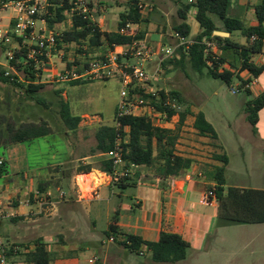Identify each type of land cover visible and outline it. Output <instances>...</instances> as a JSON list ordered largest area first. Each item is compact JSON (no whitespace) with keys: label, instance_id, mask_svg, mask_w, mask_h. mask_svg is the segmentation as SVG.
Returning a JSON list of instances; mask_svg holds the SVG:
<instances>
[{"label":"crops","instance_id":"1","mask_svg":"<svg viewBox=\"0 0 264 264\" xmlns=\"http://www.w3.org/2000/svg\"><path fill=\"white\" fill-rule=\"evenodd\" d=\"M121 1L125 2L121 3ZM88 2L94 8L96 3L101 4L100 11L98 10L101 15L99 21H96L91 14V20L101 31H115L120 14L127 11L130 3L129 0H115L116 4H124L125 8L118 13L115 27L109 28V19L102 17V13L107 8L104 0H88ZM180 3L181 1H177L175 5L173 2L166 3V5L161 4V8L165 10L163 22L158 20L159 7L154 8V5L150 4L147 14H142V19L133 24L132 28L137 33H141L142 39L145 41L146 29H142L139 24L151 17L155 18L158 21H156L151 37L157 39L158 46L154 48L162 45L159 41L162 42L163 35L166 34L170 37L168 44H174L173 27L182 21L178 16ZM248 14L250 15L244 19L248 24H255L254 13ZM185 22L187 23L186 19ZM216 25L221 27V24L216 23ZM187 37L192 39L194 36L189 37L188 35ZM99 48L101 49L98 51L101 53L100 55L106 54L111 49L107 44H103ZM224 53L228 55L227 58L231 59L233 54L231 49H226ZM255 54H257L258 61L253 60ZM251 60L255 64L261 65L263 69L257 76V82L249 98L264 94V53H253ZM155 63V60L149 61L147 68L151 69ZM65 65L67 64H65L62 54H55L50 63L42 68L38 78V83L42 84V87L38 89V99L44 102V104H38L44 108L40 109L38 106V122L34 124H43L47 127L48 132L34 139L19 142L9 141L7 143L6 139H0V155L5 160L6 169L29 168L26 157L28 144L35 142L38 152V165L33 167L38 169V182L34 189H29L28 194L23 192V182L22 184L12 182L13 188L9 193L7 190H10L12 183L6 182L0 189V195H3L0 196V207L5 213L10 214L9 217L0 220L2 240L9 246L17 245L18 242L26 240V238L16 240L14 237L16 232L21 231L28 234L35 231L38 233V237L34 241H26L25 247L27 250H32L37 240L43 242L47 250L52 253L50 264H241L243 260H240L241 258L236 256L233 251L229 253L228 243L225 245L223 242L229 239L228 236H224V229L229 225H237L238 228H233V232L237 229L239 233L251 237L252 240H259L264 238V222H229L219 217L216 199L210 205L203 204L201 200L204 192L215 184L207 177V171L214 166L222 165V161L216 159L215 155H225L227 162L224 165V176L227 186L262 190L264 187H241L227 182L225 174L230 169L232 162L228 147L229 141L222 138L208 116L201 110L190 106L191 113L186 116L185 120L188 119L191 130L197 134V139L201 144L192 143L190 147L183 148L179 147V136L176 140L174 153L193 160L189 169L172 175L165 174L157 162L149 165H136L130 168L128 179L123 182V186L119 187L113 183L109 174L101 170V157L105 158L106 155L96 149L95 132L93 134L95 144L88 151L82 148L77 150L85 142L86 136L81 134L80 129L88 118L87 114H75L69 105L71 113L80 116L76 129L69 128L60 116L61 103L65 101L69 104L66 89L62 85H78L85 82L72 83V81L57 79V73ZM42 94L58 98L59 108L55 116L52 117L51 113L45 109L52 103V99L44 98L45 95L41 97ZM115 109L116 105L113 108L112 123L106 125L113 124ZM198 111H201L205 119L212 125L216 132V138L199 135L193 128V114ZM243 117L247 121L245 107ZM91 118H93L92 121H100L96 115ZM247 123L249 124V130L246 133L247 150L240 147V160L242 162L251 161L253 164L257 161L264 163V105L258 110L255 131L252 130L248 121ZM24 124H29V122L20 124L18 127ZM17 128L11 130L14 131ZM227 136L231 139L229 133ZM232 137L235 142L239 141L237 136ZM23 146L25 149L23 157L19 155L18 160L16 150ZM18 161L19 164H17ZM96 162H99V165H95ZM253 164L251 167L255 166ZM87 167H89V171L84 170ZM39 170H46V173H40ZM91 170L101 174L103 180L85 192L81 189L79 178ZM100 186L107 187L110 192V197L105 204L93 202L98 198ZM128 189H131V192L125 194ZM36 192L39 196L36 195ZM115 195L116 201L113 203L111 197ZM40 198L47 201L42 209L38 204ZM114 214H116L119 231L138 235L144 240L156 241L162 231L180 234L189 243L186 257L176 262H155L150 257L144 261L137 260L132 252L116 239L112 241L108 239L106 231ZM100 218L104 220V226L97 229V222ZM49 231L54 233L51 237L46 235ZM140 255H149V252L143 248V253ZM90 257L97 259L94 263H89ZM17 258L21 264H31L24 261L20 257L19 251L14 249L7 257V263L10 264L13 259Z\"/></svg>","mask_w":264,"mask_h":264},{"label":"trees","instance_id":"2","mask_svg":"<svg viewBox=\"0 0 264 264\" xmlns=\"http://www.w3.org/2000/svg\"><path fill=\"white\" fill-rule=\"evenodd\" d=\"M132 0L129 3L125 13H121L117 29L115 31H101L99 27L91 20V16L83 18L82 15L71 12V27L68 30L59 32L57 37V45L68 44L74 42L78 45L83 41H87L90 47L99 48L103 44H107L110 48L113 45H123L130 43L133 39H141V33L136 30L121 32V29L127 22L131 25L138 23L142 19V9L138 7L139 3ZM178 8V16L182 21L174 25L173 29L178 31L182 36L187 37L190 32V26L185 22L186 14L191 8L195 9L194 17L197 20L200 30L192 38L194 41L188 47L179 46L173 57L162 62H172L175 66L181 65L184 61H188L192 68L198 71L206 69V73L213 77L222 78L228 84L234 79L238 87L244 83L239 72L247 70L250 75L257 77L262 71L261 65L255 64L251 60L253 53H264V0H260L253 5V13L256 20L255 24H248L243 18L231 16L228 14L230 0H193L191 2L180 0ZM52 6L49 7L50 13L45 15V19L49 27L53 28L56 22L65 19V11H70L71 4L68 0H49ZM215 15L221 22L218 27L213 19ZM214 30H222L228 32L229 36H219L213 33ZM238 30L245 38L244 43L233 41L230 36L233 31ZM133 32V35L130 34ZM252 36H255L252 39ZM213 40L216 43V52L206 54L204 40ZM226 49L232 50L231 59L224 53ZM25 49H17L14 52V65L16 70L26 72V85L21 80L15 78L11 80L19 88L33 97V93L42 87V84L35 83V75L33 70H27L23 64L25 57ZM216 54L217 58H212ZM101 56V55H100ZM98 57V56H97ZM77 59L74 64L77 63ZM209 61V64L207 63ZM32 64V60H30ZM227 64L228 66H223ZM69 64H67L68 66ZM30 66V65H29ZM1 80L10 81L3 76L0 69ZM39 78V76H38ZM74 80L72 83H78ZM245 92L250 95L251 91L246 89ZM159 98L154 99L151 95L143 94V97L151 100L157 109L161 108V101L169 95L180 104L182 97L179 91L158 89ZM37 103L44 104L43 101L35 98ZM182 105V104H181ZM264 105V94H258L249 98L245 103L246 120L250 123L252 130L255 131L258 110ZM183 107V106H182ZM173 111H169L172 114ZM189 107H183L179 112V119L173 129L161 128L154 126L147 116L125 115L118 119L119 127L112 125H100L95 130L96 149L101 153H106L112 149L116 138H121V153L125 162V166L149 165L157 162L163 169L165 174L177 175L190 168L193 160L189 157L179 156L174 153L175 143L179 136L180 127L186 116L190 114ZM115 114V113H114ZM60 116L64 123L71 129H76L80 121V116L73 115L70 106L66 102L61 103ZM193 128L199 135L216 138V132L212 125L205 119L204 114L198 111L193 114ZM48 132L47 127L43 124L34 123L24 124L12 131L9 135L10 141L19 142L27 139H34ZM264 153V150H263ZM216 159L222 161V165L214 166L207 171V177L214 181V185L208 189L214 192L217 201V212L219 217L229 222H264V190L256 188H239L235 186H227L224 176V165L227 162L225 155H215ZM89 171V167L84 169ZM101 170L112 177L114 184L119 187L123 186V182L128 179V175H117L114 172L112 161L107 157L101 160ZM6 171L5 162L0 166V174ZM106 234L116 239L121 245L130 251L143 253V248L149 252V257L155 262H176L186 257L189 243L178 233L162 231L158 240L148 241L140 236L130 233H122L117 229V218L114 214L108 225ZM13 247L10 246L6 251L8 257ZM18 251V250H16ZM20 252V251H19ZM24 261L31 264H50L52 253L47 250L45 244L36 241L32 250H26L23 253Z\"/></svg>","mask_w":264,"mask_h":264},{"label":"rangeland","instance_id":"3","mask_svg":"<svg viewBox=\"0 0 264 264\" xmlns=\"http://www.w3.org/2000/svg\"><path fill=\"white\" fill-rule=\"evenodd\" d=\"M130 1L132 0H129V2ZM177 1L180 0H136L135 3H142L147 6L153 4L154 8L159 7V14L157 15L159 17L158 20L163 22L165 10L161 8V4L166 5V3L169 4L173 2L175 5ZM259 1L260 0H230L228 14L241 19L245 17L247 18L250 15L248 13L253 12V5ZM124 2L125 1H121V3ZM104 3L107 8L102 13V17H107L110 21L109 28H113L115 27L114 24L118 19V13L124 10L125 5L116 4L115 0H104ZM100 5V3H96L94 8L93 5L91 6L88 2L90 15L92 14V17L94 16L96 21H99L101 16L99 15ZM147 11L146 7L142 10V14L146 15ZM194 11L195 9L191 8L186 18V21L190 26L189 37L195 36L199 31V24L194 17ZM71 14V11L66 10L65 19L60 22H56L53 25V28L58 32L68 30L71 27ZM212 17L216 23L221 24L220 20L215 15H212ZM158 20L151 17L149 20L139 24L142 29H146L145 42L149 43L152 47L158 46L156 44L157 39L151 37L156 26V21ZM4 22L7 21L5 20ZM231 39L238 43L245 41L244 36H242L238 30L232 32ZM169 40L170 37L166 34L163 35V40L162 42L159 41V43L162 45L168 44ZM99 50L101 49L90 47L87 41H83L80 45L74 42L68 44L61 43L59 47H55L53 53L54 55L58 53L62 54L65 64H69L68 67L81 71L87 66L90 59L100 56L101 53H98ZM256 55L257 54L253 55L254 61H258ZM76 59L78 61L74 64ZM0 60H4L3 54H0ZM155 65L151 69L147 68L148 71L153 72ZM26 68L27 70H30L29 67ZM26 75V72L23 70H17V74L14 76L26 85L28 83V81H26ZM34 75L36 77L34 82L37 83L38 71L37 74L34 73ZM79 81L84 82L83 80ZM235 83V79L231 84H228L222 78L208 75L205 68L201 72L195 70L187 60L178 66H175L172 62H167L163 65V67H161V70L148 81V85L154 89H163L168 92L170 90L179 91L182 97V106H192L194 109L204 112L222 138L229 141L228 147L230 148L232 162L230 169L225 174L229 184L239 185L241 187H264V163L257 161L253 164L251 161L248 162L246 160L245 162H242L240 160V147H243L245 151L247 150L246 133L249 130V124L244 120L243 113L245 102L249 99L251 94L248 95L244 90L232 92L231 86L235 85ZM62 86L66 89L67 100L72 111L75 114L86 113L88 116L80 129L81 134L86 136L85 142L81 145V147L77 148V150L82 148L83 150L88 151V149L95 144L93 134L96 128L103 124L112 123L113 108L119 99V79L114 76L104 80L96 79L94 81H85L84 83L78 85L65 84ZM40 96L52 99V103H50L48 108L45 109L51 113L52 117L55 116L56 111L59 108L58 98L51 95L49 97V94L48 96L47 94H42ZM35 98H38V90L33 93L32 97L31 95L25 93L23 88L16 86L11 80L4 81L1 80L0 77V139H6L5 141L8 143L10 141L9 135L11 134V131H13L11 130L12 128L15 129L23 123L38 122V106L40 109H43L44 107L41 104H38ZM93 115L98 116L100 121H92L93 118L91 117H93ZM228 133L231 135L232 141L228 138ZM232 136H237L236 138L239 141L235 142ZM179 137V147H190L192 143H197V145L201 144V142L197 139V134L191 130V125L188 122V119H186L181 125ZM26 148L27 164L29 168L20 169L17 167L15 169H6V172L0 174V189L6 182H18L19 184H22L23 182V192L27 194L29 189H34L36 187L38 182V169L33 167L38 165V152L35 142L28 144ZM45 148L47 149V147H44V149ZM24 151V146L17 148L16 157L18 160L19 155L20 157H23ZM102 159L103 157H101V160ZM17 164H19V161ZM251 164L255 166L251 167ZM95 165H99V162H96ZM45 171L46 170H39L40 173H46ZM76 171L79 170L76 169ZM86 173L88 172H85V174ZM79 182H81V179H79ZM13 183L10 190H7V193L12 191ZM81 186L84 188V185L81 184ZM82 187V190L85 192L88 191L86 187L84 189ZM91 188L92 187H90L89 190ZM130 190L131 189L126 190L125 194L131 192ZM108 197H110L109 189L107 187L100 186L98 198L93 202L105 204ZM124 198L126 199L127 197ZM115 201L116 195L111 197V202L114 203ZM102 207L104 206L102 205ZM102 226H104V220L100 218L97 222V229H101ZM236 226L237 225H229V227H226L227 229H224V236L229 237L227 241H223L225 245L228 243V252L231 253L233 251L236 253V256L241 258L240 260L244 261H241V264H264V238L252 240L251 237H248L243 233H239L237 229L233 232V228H238ZM37 234L38 233H35V231L28 234L20 231L19 233L16 232L14 234L16 240L26 238V240L24 239L16 245L18 246L17 250L20 251L19 255L21 258H23V253L27 250L25 247L26 241H34L38 237ZM53 234L54 233L52 231H49L46 235L51 237ZM131 252L134 258L139 261H144L146 258H149V255L143 256L135 251ZM10 264L21 263L17 258L16 260L13 259Z\"/></svg>","mask_w":264,"mask_h":264},{"label":"built area","instance_id":"4","mask_svg":"<svg viewBox=\"0 0 264 264\" xmlns=\"http://www.w3.org/2000/svg\"><path fill=\"white\" fill-rule=\"evenodd\" d=\"M191 2L193 0H185ZM71 4L70 11L76 12L86 18L90 15V10L87 0H68ZM52 4L49 0H0V54H3V61L0 60V69L3 76L14 80V75L17 70L12 61L14 52L17 49H25V57L23 64L40 76L42 68L50 63L53 50L57 45V37L59 32L54 28L49 27L45 19V15L50 13L49 7ZM142 10L150 5L138 4ZM8 12V13H5ZM91 16V15H90ZM7 22H4V21ZM133 30L132 25L127 22L121 29V32ZM133 35V32H130ZM172 37L175 39L174 44H163L157 48L152 47L147 42L141 39H133L128 44L113 45L106 53L98 57H94L88 61L87 66L77 71L67 65L57 73V79L60 81L73 80H104L116 76L120 82L119 99L116 104L114 114V124L119 127L118 119L125 115L147 116L154 126L161 128L173 129L178 122L179 112L182 110V105L174 98H170L168 94L161 101V108L157 109L155 105L143 97V94H148L159 98L158 89L151 88L148 85L150 78H153L158 71L161 70L162 62L171 58L179 46L188 48L193 39L182 36L178 31H172ZM255 36H252L254 39ZM205 53L216 52V43L213 40H204ZM120 47L119 49H115ZM212 58H217L214 54ZM32 60V64H30ZM151 60L156 61L153 72L148 71L147 63ZM209 64V61H207ZM30 65V66H29ZM223 66L227 67V64ZM242 80H244L241 88L238 84L231 86L232 92L249 89L253 92L257 82V77L250 75L247 70L239 72ZM173 111L169 114V111ZM121 138L118 136L115 140L114 147L108 150L105 155L112 161L114 172L117 175H127L130 168L136 166L130 164L125 166V162L121 153ZM5 162L0 155V166ZM36 195L39 196L38 192ZM202 203L210 205L215 201L214 192L207 189L202 196ZM39 208L42 209L47 201L44 198L38 199ZM9 213H5L0 207V220L9 217ZM110 241L113 237L108 238ZM0 236V264H7L6 251L9 249ZM17 250L18 246H12ZM96 257H90L89 263H94Z\"/></svg>","mask_w":264,"mask_h":264},{"label":"bare ground","instance_id":"5","mask_svg":"<svg viewBox=\"0 0 264 264\" xmlns=\"http://www.w3.org/2000/svg\"><path fill=\"white\" fill-rule=\"evenodd\" d=\"M79 179H81L80 183L84 185V188L86 187L89 190L90 187H94L99 182H102L103 177L101 174L97 173L95 170H92L89 173L81 176Z\"/></svg>","mask_w":264,"mask_h":264},{"label":"water","instance_id":"6","mask_svg":"<svg viewBox=\"0 0 264 264\" xmlns=\"http://www.w3.org/2000/svg\"><path fill=\"white\" fill-rule=\"evenodd\" d=\"M213 33L216 35H219V36H228L229 35L228 32L222 31V30H214Z\"/></svg>","mask_w":264,"mask_h":264}]
</instances>
